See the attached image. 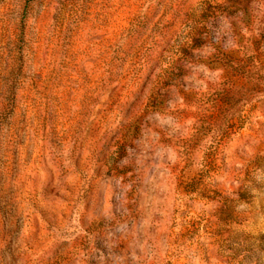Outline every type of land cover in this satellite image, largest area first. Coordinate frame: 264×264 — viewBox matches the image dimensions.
Returning a JSON list of instances; mask_svg holds the SVG:
<instances>
[{"label":"rangeland","instance_id":"374dc122","mask_svg":"<svg viewBox=\"0 0 264 264\" xmlns=\"http://www.w3.org/2000/svg\"><path fill=\"white\" fill-rule=\"evenodd\" d=\"M0 264H264V0H0Z\"/></svg>","mask_w":264,"mask_h":264},{"label":"trees","instance_id":"16d2710c","mask_svg":"<svg viewBox=\"0 0 264 264\" xmlns=\"http://www.w3.org/2000/svg\"><path fill=\"white\" fill-rule=\"evenodd\" d=\"M204 34H206V32H203V31H201V32H199V36L198 37H201L202 35H204ZM196 40H197V38H196ZM196 40H194L192 43H194L195 44V41ZM182 54L184 53H186V49L185 50H182V51H180ZM179 69H180V66L178 65V63H176L175 61H173L171 64H170V66H169V68L165 71V74H167V78H165V82L163 83V87H166V86H168V85H172V81H168L167 79H173V77L174 76H177V72L179 71ZM159 84V83H158ZM163 87H161V89L163 88ZM156 89V88H155ZM160 89V90H161ZM152 94H160V93H158V92H153Z\"/></svg>","mask_w":264,"mask_h":264}]
</instances>
